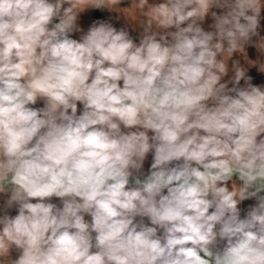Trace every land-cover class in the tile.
<instances>
[{"label":"clouds","instance_id":"9594fccd","mask_svg":"<svg viewBox=\"0 0 264 264\" xmlns=\"http://www.w3.org/2000/svg\"><path fill=\"white\" fill-rule=\"evenodd\" d=\"M262 20L0 0V264H264Z\"/></svg>","mask_w":264,"mask_h":264},{"label":"crops","instance_id":"0c3cea01","mask_svg":"<svg viewBox=\"0 0 264 264\" xmlns=\"http://www.w3.org/2000/svg\"><path fill=\"white\" fill-rule=\"evenodd\" d=\"M109 14L106 12V11H104V12H101V11H99V10H94V11H91V12H89V13H85L84 14V23L85 24H87V22H88V20L91 18V17H106V16H108ZM124 21L123 20H121V22L120 23H123ZM210 22V21H209ZM262 24H264V20H262ZM205 26H207V25H205ZM133 35H135V33H133ZM150 160H151V155H149V157H148V160L146 161V163H145V167H147V165H148V162H150ZM55 199V198H54ZM254 201H252V200H246V201H244V202H242V204L240 205V207L241 208H245L248 204H250V203H253Z\"/></svg>","mask_w":264,"mask_h":264}]
</instances>
